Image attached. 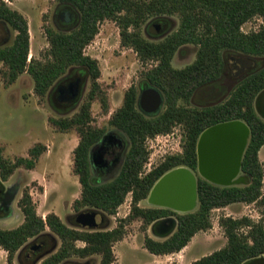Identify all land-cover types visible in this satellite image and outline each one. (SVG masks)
Listing matches in <instances>:
<instances>
[{
	"label": "trees",
	"instance_id": "obj_1",
	"mask_svg": "<svg viewBox=\"0 0 264 264\" xmlns=\"http://www.w3.org/2000/svg\"><path fill=\"white\" fill-rule=\"evenodd\" d=\"M79 14L78 26L71 30L46 28L49 48L43 60L31 58L30 31L27 18L7 2L0 0V25L16 32L12 43L0 45V62L6 69L7 84L14 83L27 72L34 80V90L41 98L73 67L88 74L91 89L70 116L52 118L51 122L63 132L75 129L79 143L74 150V173L82 186L80 198L73 207L77 212L86 207L101 211L108 218L132 195L131 213L112 229L89 230L70 226L51 212L39 215L29 191L25 190L18 205L24 221L17 227H0V250L8 252L7 261L14 264L17 252H27L29 241L45 236L60 239L57 250L44 256L40 264H63L74 257L86 259L100 256L99 264H114V244L123 240L126 224L141 220L145 230L157 219L176 215V231L163 240L146 235L144 247L155 255L180 252L201 230L212 226L211 214L216 208L232 203H257L264 206V164L259 153L264 146V120L255 109V100L264 89V67L245 77L228 98L215 105L195 106L192 98L197 90L219 80L225 69V53L264 56V24L258 30L245 32L243 26L255 18L264 22V0H58ZM176 16L179 26L163 39H147L143 25L151 17L163 19ZM105 20L116 22L120 28L121 44L130 47L144 64L152 63L144 72L148 85L158 89L164 98V108L147 115L139 106L140 88L132 85L124 95L122 105L109 120L115 129L123 131L130 146L117 176L93 181L89 164L90 149L106 133L105 127L94 124L92 103L99 99L102 110L109 112L106 92L98 82L101 70L98 60L85 54L84 49L99 33ZM185 45L197 46L195 60L182 68L173 65L178 50ZM243 120L251 128V137L244 155L243 168L251 175L245 187H221L204 179L198 180V207L186 213L168 208H143L139 202L147 199L155 183L170 170L185 166L195 171L198 165L197 145L201 134L216 124ZM182 128V151L167 155L165 160L145 172L150 151L147 140ZM46 150L42 144L30 149V158L12 161L4 156L0 146V178L7 181L18 167L32 169ZM227 244L191 264H243L264 255V224L248 217H225L220 220ZM248 230L242 232L241 229ZM49 231L51 233H49ZM57 237V238H56ZM78 242H83L80 246ZM24 254V253H23Z\"/></svg>",
	"mask_w": 264,
	"mask_h": 264
},
{
	"label": "rangeland",
	"instance_id": "obj_2",
	"mask_svg": "<svg viewBox=\"0 0 264 264\" xmlns=\"http://www.w3.org/2000/svg\"><path fill=\"white\" fill-rule=\"evenodd\" d=\"M4 1L22 13L28 20L30 31L29 61L31 58L41 60L45 58L49 48V41L46 36L47 27L71 31L79 24L78 12L61 4L58 0ZM160 22H162V26H159ZM263 24L262 18H255L247 22L243 26V30L245 32L258 30ZM178 26L179 18L176 16L163 19L151 17L143 25L142 31L147 39L158 41L177 29ZM15 34L16 32L11 28L0 25V45L12 43ZM197 50L195 45L181 47L174 57L173 65L182 68L192 63L196 58ZM84 51L86 55L98 60L101 70L98 82L103 91L106 92L109 102V112L105 113L102 110L100 100L93 101L91 111L94 124L105 127L106 131H117L109 123L112 113L122 105L125 92L132 85L139 88L143 86V90L151 87L146 83L143 72L152 63L144 64L134 49L122 46L120 28L112 20H105L100 24L99 33ZM235 55L228 52L226 60L228 61ZM5 69L6 66L0 62V146L4 149V156L12 161L18 157L30 158V149L38 144L45 145L46 150L36 160L34 168L18 167L7 181H3L5 186L11 191L13 190L12 192H17L13 200L8 203V209L0 211V227L11 229L24 221V215L18 202L25 190L31 194L39 215L46 218L47 214L54 212L61 217L64 223L71 226L70 216L75 212L73 203L80 198L82 192L79 177L73 172L74 150L79 142V134L75 129L67 132L60 131L51 122V119L70 116L78 111L79 106L86 99L91 89V80L85 74L82 75V72L79 73V67H73L66 75L58 79L47 94L41 98L35 93L34 80L29 73L21 74L14 83L8 85L4 77ZM76 74L82 81L79 84L78 99L60 102L58 89L62 88L64 98L67 97L68 93L64 86L72 80V77H77ZM227 79L228 77H222L214 83L218 85V88L220 87V93L223 92ZM236 84L232 88L236 87ZM210 86L208 89H212ZM206 90L202 91L205 93ZM200 92L194 97L192 104L195 106L204 102L201 100L204 97L200 95ZM228 95L222 99H219L218 95L213 101L220 103ZM210 104L214 103L207 105ZM163 108L164 105L161 110ZM181 141V126L175 127L170 135L159 136L150 143L147 140L150 155L147 164L144 166V171H150L164 161L167 155L180 151L182 148ZM210 147L211 143H209V149ZM210 157L211 154L208 151L206 160H209ZM259 157L264 164V146L260 150ZM113 176L108 177V179ZM146 200L141 202V206H151ZM131 209L132 195L129 194L125 202L118 208L117 214L109 218L110 222L98 229L104 228L105 230L116 227L121 219L126 218L131 213ZM225 217H248L254 222L262 221L264 224V206L257 203L239 202L214 209L211 214L212 226L209 229L199 231L180 252L167 255H155L144 247L145 234L157 240L164 238H158L150 233V226L146 233L143 222L133 220L126 224L124 239L114 244L116 255L114 264H191L196 259L227 244V237L220 225V220ZM247 230V227L241 229L242 232ZM49 233L51 232L49 231ZM45 236L48 237L46 233ZM48 238L51 243L48 245L50 249H45L43 253L50 251L49 254H51L59 248L61 241L57 237L55 242L50 237ZM36 242L38 240L31 239L29 244ZM78 244L84 245L83 242H78ZM25 254L19 259L20 251L17 252L13 263L23 264L27 262ZM7 258L8 252L0 251V264H9ZM100 258L98 255L86 259L74 257L73 260L75 261L64 262L63 264H99ZM40 262L38 261L37 264ZM27 264H33V262L29 261Z\"/></svg>",
	"mask_w": 264,
	"mask_h": 264
},
{
	"label": "flooded vegetation",
	"instance_id": "obj_3",
	"mask_svg": "<svg viewBox=\"0 0 264 264\" xmlns=\"http://www.w3.org/2000/svg\"><path fill=\"white\" fill-rule=\"evenodd\" d=\"M159 26H162V22H160ZM227 53L228 52L225 53V60L227 58L226 57ZM232 53H234V52H232ZM234 54H236L234 57L229 58L228 61L226 60L225 69H224L222 77L223 78L228 77V79H227V84H226L223 92L220 93V90H221L220 87L218 88V85L214 84L218 81L217 80V81L212 82L209 85L202 87L199 90H197L196 93L194 94L193 98H192V103L194 102V97L201 91L200 95L202 97H204L201 100H204V102H202V103L199 102L200 104H198L197 106H208L207 105L208 103H214V104H210V105H215V104H217V103H215L217 101H213V100H214V98H216V96L219 95L218 96L219 99H222L227 94L230 95L231 92L233 91V89L235 88V87L234 88H232V87L236 83H237L236 84V86H237L249 74H251V73L261 69L262 67H264V56H248V55H243V54H238V53H234ZM244 60H248V61L250 60L251 64L248 65V67L245 68L242 72H240V71H238V68H239L238 66ZM79 73H81L82 75L85 74L88 78H90L88 76V74L86 72H84L82 69L79 70ZM77 75L78 74H76V76ZM81 82L82 81H81L80 77H78V76L74 77V78L72 77V80L64 86L65 87L64 89L68 93V96L65 98L63 96L64 90L62 88H59L58 89L59 101L63 102L64 100H69V101L70 100H77L78 94H79V84ZM209 86L212 89H208ZM215 89L217 90L216 92H215ZM202 90H206L205 93ZM142 91H143V86L142 87L140 86V95H141ZM140 95H139V99H140ZM229 95L227 96V98L229 97ZM163 105H164V98H163L162 106ZM262 105H263L262 112L264 114V101H263ZM139 106H140V103H139ZM162 106H161V108H162ZM140 108H141V106H140ZM255 109H256V107H255ZM159 111H161V109ZM158 112H156V113H158ZM256 112H257V110H256ZM144 113H146V112H144ZM156 113H146V114L147 115H154ZM258 115L264 120V116L260 115L259 113H258ZM231 121H241L249 128L250 133H249V136L247 138L246 146L244 147L243 152L240 155L238 152H236V149H233L231 151L230 155L226 158L225 162L222 164H217L215 162L212 164L209 160L205 159V161H203V163H202L201 170L199 168L200 166H199V157H198L197 169L195 171L190 169L192 171V173L194 174L195 179L197 181V196L195 199V205L190 211H192L193 209H196L198 207V202H199L198 201V180L199 179H204V180H206V181H208V182H210L216 186H221V187H245L251 183V175L249 173H247L243 168V159H244V155H245V152H246V149H247L250 137H251V128L243 120H231ZM226 122H228V121H226ZM116 130L119 132H117L115 130L106 131V133L103 135V137L89 151V164H90V169H91L93 181L104 182V181L111 180L115 176H117V174L119 173V171L121 170V168L123 166V163L125 161V158H126L129 146H130V139L123 131L118 130V129H116ZM108 134H109V136L102 142V139ZM160 135L167 136V135H170V133L169 134H160ZM158 136L159 135H157L156 137H158ZM156 137L149 138L148 139L149 143L151 141H154L156 139ZM181 145H182V141H181ZM181 151H182V148L178 152H181ZM178 152H176V153H178ZM172 154H175V153H172ZM179 167H185V166H179ZM176 168H178V167H176ZM186 168H188V167H186ZM150 170H152V169H150ZM110 176H113V177L108 179V177H110ZM208 177H211L214 180H210V179H208ZM217 181H225L227 183V185L220 184ZM6 190H8L7 186H6ZM12 191L9 190L8 198L10 199V202L13 200V198L15 197V194L17 192V191H14V192H12ZM144 200H146V199H144ZM142 201L139 202L140 206H141ZM10 202L8 201L7 198L0 200V211H6L8 209V203H10ZM146 202H148L151 206H147V207L141 206V207H143V208H153V207L168 208V209H170L176 213H179V211H177L173 207L164 206V205H161L159 203H153L152 201L149 200V196H148ZM73 209H74V207H73ZM74 211L76 213L74 212L70 216L72 226H76V227H80V228H84V229H89V230H100V229H98L100 226L107 225L108 222H110L109 218L106 215H104L101 211H99L95 208L86 207L80 212H77L75 209H74ZM85 211H96L97 212L96 219L100 223V225L98 227L91 229L90 227H83L81 224L78 223L77 215L79 213L85 212ZM168 217L175 218L177 220V225H178V219H177L176 215L164 216V217L159 218L157 220H162V219H165ZM153 223L150 225V233H152L154 236H156L158 238H164V239L168 238L177 229V226H176V228L174 230H171L172 225L168 222H165L163 224H159L153 232L151 229ZM145 232L147 233L148 229H146ZM146 235L147 234H145V236H144V240H145ZM37 240H38V242H36L35 244H30L29 248L28 249L26 248L25 251H27V252H26L25 256H26L27 262H24L23 264H27L29 261H32L34 264V262L37 260V258L39 256H41L42 254H44L43 251H45V249H48V250L50 249V247H48V245L51 243L49 242L50 239L48 237L41 236V237L37 238L36 241ZM23 253H25V252H23ZM23 253H20L19 259L21 258Z\"/></svg>",
	"mask_w": 264,
	"mask_h": 264
},
{
	"label": "water",
	"instance_id": "obj_4",
	"mask_svg": "<svg viewBox=\"0 0 264 264\" xmlns=\"http://www.w3.org/2000/svg\"><path fill=\"white\" fill-rule=\"evenodd\" d=\"M66 21H68V19H66ZM250 64V60L242 61L238 66V71L242 72ZM263 101L264 89L259 93L255 101L256 110L262 116H264L262 112ZM139 103L144 112L156 113L161 109L163 104V95L158 89L149 87L141 92ZM249 133V128L241 121L223 122L207 128L201 134L197 145L200 170L203 161H205L206 156L208 155V151L211 154L209 160L212 164L214 162L217 164L224 163L233 149H236V152L240 155L246 146ZM108 136L109 134L102 139V142ZM209 143H211L210 149ZM208 179L214 180L211 177H208ZM217 182L227 185L225 181ZM9 190V188L6 190L5 184L0 178V200L7 198L10 202V199L8 198ZM196 196L197 181L194 174L186 167H178L167 172L155 183L150 192L149 200L153 203L173 207L179 212H188L194 207ZM96 216V211L81 212L77 215V221L83 227H90L93 229L100 225ZM165 222L172 225L171 230H174L177 226V220L173 217H168L155 221L151 227L152 231L154 232L159 224ZM49 253L50 251L39 256L34 264H37L42 257ZM243 264H264V255L247 260Z\"/></svg>",
	"mask_w": 264,
	"mask_h": 264
},
{
	"label": "crops",
	"instance_id": "obj_5",
	"mask_svg": "<svg viewBox=\"0 0 264 264\" xmlns=\"http://www.w3.org/2000/svg\"><path fill=\"white\" fill-rule=\"evenodd\" d=\"M194 210V209H193ZM0 251H4L5 253H7V251H5V250H0Z\"/></svg>",
	"mask_w": 264,
	"mask_h": 264
},
{
	"label": "built area",
	"instance_id": "obj_6",
	"mask_svg": "<svg viewBox=\"0 0 264 264\" xmlns=\"http://www.w3.org/2000/svg\"><path fill=\"white\" fill-rule=\"evenodd\" d=\"M159 136H164V135H159ZM159 136H158V137H159ZM158 137H156V139H157Z\"/></svg>",
	"mask_w": 264,
	"mask_h": 264
}]
</instances>
